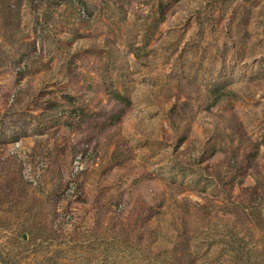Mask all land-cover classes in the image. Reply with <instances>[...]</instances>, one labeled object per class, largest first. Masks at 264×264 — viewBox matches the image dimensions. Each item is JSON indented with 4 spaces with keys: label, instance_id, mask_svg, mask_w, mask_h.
I'll return each mask as SVG.
<instances>
[{
    "label": "rangeland",
    "instance_id": "rangeland-1",
    "mask_svg": "<svg viewBox=\"0 0 264 264\" xmlns=\"http://www.w3.org/2000/svg\"><path fill=\"white\" fill-rule=\"evenodd\" d=\"M0 264H264V0H0Z\"/></svg>",
    "mask_w": 264,
    "mask_h": 264
}]
</instances>
